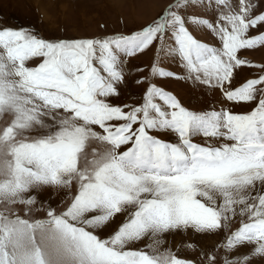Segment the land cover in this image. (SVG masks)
Here are the masks:
<instances>
[{
    "label": "snow or ice",
    "instance_id": "1",
    "mask_svg": "<svg viewBox=\"0 0 264 264\" xmlns=\"http://www.w3.org/2000/svg\"><path fill=\"white\" fill-rule=\"evenodd\" d=\"M262 48L264 0H168L91 38L0 26V264H264Z\"/></svg>",
    "mask_w": 264,
    "mask_h": 264
},
{
    "label": "rangeland",
    "instance_id": "2",
    "mask_svg": "<svg viewBox=\"0 0 264 264\" xmlns=\"http://www.w3.org/2000/svg\"><path fill=\"white\" fill-rule=\"evenodd\" d=\"M168 0H0V26H35L41 34L51 38H91L112 33L131 34L156 17ZM205 42L210 38L201 36ZM248 58L254 63H264V48L250 51ZM153 62V52L130 59L128 70L132 73L129 90L139 93L134 83L136 68L147 69ZM169 70L179 72L175 65L162 64ZM247 73L241 74V79ZM250 78V77H249ZM159 86L172 91L182 101L197 109L210 107L212 94L201 95L182 81L160 80ZM218 95V94H217ZM124 99H127V94ZM191 102V103H190ZM236 111H247L237 107ZM167 139V137H162ZM187 242V237H181ZM203 243L210 245L209 239ZM191 259L194 253H186Z\"/></svg>",
    "mask_w": 264,
    "mask_h": 264
},
{
    "label": "bare ground",
    "instance_id": "3",
    "mask_svg": "<svg viewBox=\"0 0 264 264\" xmlns=\"http://www.w3.org/2000/svg\"><path fill=\"white\" fill-rule=\"evenodd\" d=\"M175 240H176V243L179 244V242L181 241V236H177V237L175 238ZM205 245H206V244H205Z\"/></svg>",
    "mask_w": 264,
    "mask_h": 264
}]
</instances>
